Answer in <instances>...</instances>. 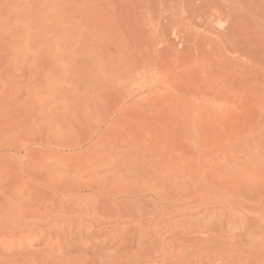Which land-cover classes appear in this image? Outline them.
Here are the masks:
<instances>
[{
	"label": "rangeland",
	"instance_id": "obj_1",
	"mask_svg": "<svg viewBox=\"0 0 264 264\" xmlns=\"http://www.w3.org/2000/svg\"><path fill=\"white\" fill-rule=\"evenodd\" d=\"M107 221L105 264L264 234V0H0V256L78 264Z\"/></svg>",
	"mask_w": 264,
	"mask_h": 264
},
{
	"label": "bare ground",
	"instance_id": "obj_2",
	"mask_svg": "<svg viewBox=\"0 0 264 264\" xmlns=\"http://www.w3.org/2000/svg\"><path fill=\"white\" fill-rule=\"evenodd\" d=\"M98 223H103V221L96 222V224H98ZM106 223L108 224V226L112 227V230H110L109 232L106 230V228H104L106 226H103L101 229L97 230V229H95V226H97V225L92 224V229L93 230L95 229L97 231L96 232L91 231L90 234H94L95 238L98 240L97 244H98L99 248L96 252L92 253L90 260H88V257L81 256V254H80V258L77 256L79 258L78 259L76 257V259H78V261H77L78 264H105L106 259L112 260L115 263L117 262V258H116V256H114V253L110 252V251H106V250L104 251V248L108 246L107 242L109 240H115V239H118L122 236L126 237L127 236L126 230L128 228L126 227V228L122 229L121 231L120 230L118 231L117 230V221L115 223L107 221ZM225 223L218 221L216 223V226L221 228L224 225H227V222H225ZM130 234H131L130 235L131 237H127L129 240H132L133 237L136 236V238L141 239V241H144L145 243L142 245V247H140V245H138V251H140L139 254H137L135 257L133 256L130 259L122 260L120 262V264H141L146 259L145 257H147V251L145 249H146V246L149 245L146 243L147 239L149 238L148 233L146 230H139V233L137 234L134 230L133 233L131 232ZM257 234H258V232H257ZM107 235L110 237L107 238ZM250 235H252V234L248 235L249 236L248 237L249 242H247V243L244 242L245 246L242 245L243 247L242 246L239 247V255H237L238 257L237 256L235 257V258H238L236 260L237 262L233 261V257L231 260L227 259V257H226V260H228V261L227 262H221L220 261L221 264H264V234H260L261 236L257 235L256 236L257 239H254V236L252 238ZM167 242L168 243L162 244V248L160 250L158 249V245H149L152 247V250H150L149 252L155 251V252H157V255L159 256L157 264H185V262H184L185 260H190V257L193 258L194 256H195V259L193 261H190L189 264H214L215 259H216L215 251L218 252V251L226 248L224 245H221V244L216 245V243L213 239V241L209 242L210 248L203 250V252H202V250L195 247L194 244H192V243H190L187 246L185 251L174 252V247L176 246V241L172 239V240H169ZM213 246H218V247L220 246V247L218 250H211V247H213ZM25 248L28 249L29 247H25ZM37 251L31 250V249L22 251V250L18 249V250H15L11 255H14L13 257L15 259H19V260L21 259L22 260V258H23V262H26V261H28L29 256H31V258L36 256L38 254ZM2 252H3V255L0 256V264H7V263H5V260L7 259V257L9 255L6 254L5 251H2ZM49 257H51V256L49 255ZM81 257H82V259H81ZM228 258H229V256H228ZM67 261L69 262V264H71L70 262H72V260L69 261L68 259H66V262H65V261H61V260H56L55 257H52V259L49 261L50 263H48V264H67ZM220 262H219V264H220ZM44 264H46V263H44ZM72 264H74V263H72Z\"/></svg>",
	"mask_w": 264,
	"mask_h": 264
}]
</instances>
